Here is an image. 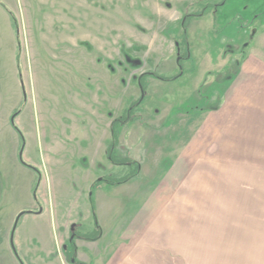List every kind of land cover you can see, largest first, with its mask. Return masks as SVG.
<instances>
[{
    "label": "rangeland",
    "instance_id": "rangeland-1",
    "mask_svg": "<svg viewBox=\"0 0 264 264\" xmlns=\"http://www.w3.org/2000/svg\"><path fill=\"white\" fill-rule=\"evenodd\" d=\"M121 116L140 169L113 184ZM147 207L145 228L169 214L202 251L264 256V0H0V237L79 264L75 241Z\"/></svg>",
    "mask_w": 264,
    "mask_h": 264
},
{
    "label": "crops",
    "instance_id": "crops-1",
    "mask_svg": "<svg viewBox=\"0 0 264 264\" xmlns=\"http://www.w3.org/2000/svg\"><path fill=\"white\" fill-rule=\"evenodd\" d=\"M99 209L101 211V213L99 211L100 214H109V211H104L101 209V207ZM151 210L152 209L149 207L141 208V212L138 213L141 217L136 218V223L133 225L134 228H129V225H126L124 229H122V227L114 228L113 230L110 228L109 232H114L112 239L106 238L107 229L105 230L101 223L102 231L99 237L89 240L79 239L75 241L78 258L80 260L79 264H224L227 262L231 264H255L257 262L264 263V256H258L259 259H257L255 256H241L236 254L224 255L222 250H220L219 253L217 250L216 253H213V249L210 250V253H207L208 249L204 251L200 250V247H205L206 245H201L198 242L193 245L189 229L190 226H188L186 229L184 224L185 222L181 223L180 217H174L167 214L161 219H158V221L155 223L146 222L145 228L142 221L149 216ZM44 211L45 210L42 208L41 213H33L42 214ZM125 212L126 210L121 207V209L115 211L112 214L121 216L124 215ZM69 220L73 221L72 217L69 218ZM115 227H117V224ZM63 229L64 225L62 222L61 231H63ZM186 230L189 233H186ZM5 231L7 232L5 238L0 237V264H21L20 259H18L16 257L17 255H15L13 247L14 245H11L13 244V238L11 237V240L9 239V236H11V234L9 235L10 230L7 229ZM63 241L64 240L61 239L59 243L60 261L62 264H66V255L63 251L65 246ZM194 246L195 249L193 253L192 248ZM207 246L218 247L217 244H210ZM84 247L87 249H84ZM85 250H87L88 253ZM57 254H59V250L57 251ZM52 256L53 253L49 258ZM20 258H22L21 255ZM49 258H47V260ZM27 264H31V262H28Z\"/></svg>",
    "mask_w": 264,
    "mask_h": 264
},
{
    "label": "trees",
    "instance_id": "trees-1",
    "mask_svg": "<svg viewBox=\"0 0 264 264\" xmlns=\"http://www.w3.org/2000/svg\"><path fill=\"white\" fill-rule=\"evenodd\" d=\"M12 19H13V24H15V19L14 18H12ZM183 25H184V29H186L185 22H184ZM184 37L185 38L187 37V33L186 32H184ZM157 77L162 78V79H166V80L173 78L172 76L169 77L168 75L166 76V75H160V74L157 75ZM130 120L131 119H127V117H125V116H121L119 118H116L114 120L113 124H112V129H111L112 130V134H111L112 138H111V141H110L109 146H108L107 151H106L107 158L113 164H115L117 166H121V165L122 166H132L131 167L132 170H131V172L128 175L120 176V177L114 178V179L109 178V182L113 183V184L124 183L125 181H128V179L130 177H132V175L137 173L139 171V169H140L139 163H136L133 160H130L129 158H126V160H124V162H123V161L120 160V158L118 157V155L114 151V149H116V147H117L116 145H117V140H118V130H119V128L122 127V125H124V123L129 122ZM12 125L14 126V129L19 133V135L21 136V138L23 140V135H22L21 131L19 130V128L15 124H12ZM23 163L25 165H27V166L32 167L35 171H37L39 173L38 169L35 168L34 166L29 165V164H27L25 162H23ZM14 251L17 254L15 247H14ZM20 261L23 264L21 259H20Z\"/></svg>",
    "mask_w": 264,
    "mask_h": 264
},
{
    "label": "water",
    "instance_id": "water-1",
    "mask_svg": "<svg viewBox=\"0 0 264 264\" xmlns=\"http://www.w3.org/2000/svg\"><path fill=\"white\" fill-rule=\"evenodd\" d=\"M25 94V93H24ZM21 155H22V152H21ZM28 213H31L32 211H27ZM42 212V209H40L37 213H41ZM26 212H21L20 214H18V216H17V218H16V221H15V223H14V226H13V233H14V230L16 229V226H17V224H18V221H19V219H20V217L22 216V215H24ZM72 228H74V225L72 226ZM12 238H13V236H12Z\"/></svg>",
    "mask_w": 264,
    "mask_h": 264
},
{
    "label": "flooded vegetation",
    "instance_id": "flooded-vegetation-1",
    "mask_svg": "<svg viewBox=\"0 0 264 264\" xmlns=\"http://www.w3.org/2000/svg\"><path fill=\"white\" fill-rule=\"evenodd\" d=\"M178 60H179V58H178ZM23 88H24V86H23ZM24 93H25V90H24ZM24 95H25V94H24ZM15 118H16V116L13 114V115L11 116V123H12V124H15ZM19 156H20V159H22L23 153H22V155H21V153H20ZM22 160H23V159H22ZM23 164H24V163H23ZM24 165H25V164H24ZM31 168H32V167H31ZM33 170H34V169H33ZM31 213H33V211H32ZM35 213H37V212H35ZM73 225L75 226V224H72V226H73ZM72 226H71V227H72ZM72 229H73V228H72Z\"/></svg>",
    "mask_w": 264,
    "mask_h": 264
}]
</instances>
